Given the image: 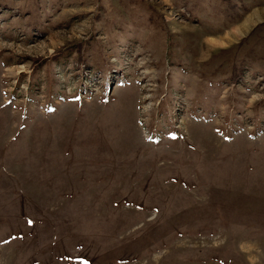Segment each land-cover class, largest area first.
I'll return each mask as SVG.
<instances>
[{
  "label": "rangeland",
  "instance_id": "rangeland-1",
  "mask_svg": "<svg viewBox=\"0 0 264 264\" xmlns=\"http://www.w3.org/2000/svg\"><path fill=\"white\" fill-rule=\"evenodd\" d=\"M0 264H264V0H0Z\"/></svg>",
  "mask_w": 264,
  "mask_h": 264
},
{
  "label": "snow or ice",
  "instance_id": "snow-or-ice-1",
  "mask_svg": "<svg viewBox=\"0 0 264 264\" xmlns=\"http://www.w3.org/2000/svg\"><path fill=\"white\" fill-rule=\"evenodd\" d=\"M30 223V222H29Z\"/></svg>",
  "mask_w": 264,
  "mask_h": 264
}]
</instances>
